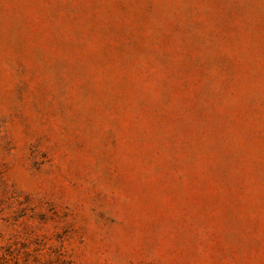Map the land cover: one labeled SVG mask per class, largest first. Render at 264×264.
Listing matches in <instances>:
<instances>
[{"label": "rangeland", "instance_id": "1", "mask_svg": "<svg viewBox=\"0 0 264 264\" xmlns=\"http://www.w3.org/2000/svg\"><path fill=\"white\" fill-rule=\"evenodd\" d=\"M0 264H264V0H0Z\"/></svg>", "mask_w": 264, "mask_h": 264}]
</instances>
